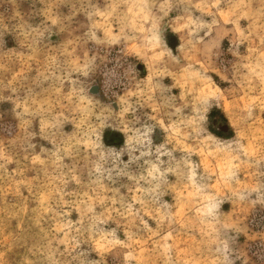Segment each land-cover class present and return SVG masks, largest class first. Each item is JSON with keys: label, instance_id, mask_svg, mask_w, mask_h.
<instances>
[{"label": "rangeland", "instance_id": "1", "mask_svg": "<svg viewBox=\"0 0 264 264\" xmlns=\"http://www.w3.org/2000/svg\"><path fill=\"white\" fill-rule=\"evenodd\" d=\"M0 264H264V0H0Z\"/></svg>", "mask_w": 264, "mask_h": 264}]
</instances>
